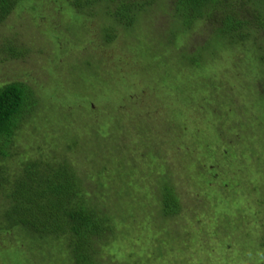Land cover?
<instances>
[{"label":"rangeland","instance_id":"obj_1","mask_svg":"<svg viewBox=\"0 0 264 264\" xmlns=\"http://www.w3.org/2000/svg\"><path fill=\"white\" fill-rule=\"evenodd\" d=\"M68 2L22 0L0 23V85L23 82L38 100L1 163L70 161L118 216L103 264H259L264 65L250 41L174 24L162 4L106 41L101 4L87 15ZM167 180L180 209L163 217ZM61 249L0 229V264H70Z\"/></svg>","mask_w":264,"mask_h":264},{"label":"trees","instance_id":"obj_2","mask_svg":"<svg viewBox=\"0 0 264 264\" xmlns=\"http://www.w3.org/2000/svg\"><path fill=\"white\" fill-rule=\"evenodd\" d=\"M20 1L0 0V23ZM68 1L69 7L87 15L93 9L96 12L95 6L101 4L97 9L110 23L102 27L106 41L115 37L114 25L128 30L150 8L162 4L169 9L174 24L179 22L188 29L197 21L206 20L213 35L228 46L250 41L257 61L264 65V0ZM37 101L35 92L23 82L0 85V194L6 201L0 204V229L22 228L39 239L49 240L52 246L58 242L70 264H103L97 259L99 247L102 239L115 236L118 216L105 209L96 195L90 197L83 178L70 161L64 156L58 160L54 156L26 158L14 172H10V165L1 163L12 155L17 132L37 110ZM159 188L163 217L177 214L180 199L174 186L167 180ZM259 246L264 251V222ZM259 264H264V257Z\"/></svg>","mask_w":264,"mask_h":264}]
</instances>
